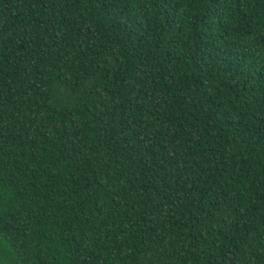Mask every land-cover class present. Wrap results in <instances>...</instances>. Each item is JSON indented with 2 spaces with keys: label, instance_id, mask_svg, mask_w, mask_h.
I'll return each instance as SVG.
<instances>
[{
  "label": "trees",
  "instance_id": "16d2710c",
  "mask_svg": "<svg viewBox=\"0 0 264 264\" xmlns=\"http://www.w3.org/2000/svg\"><path fill=\"white\" fill-rule=\"evenodd\" d=\"M0 264H264V0H0Z\"/></svg>",
  "mask_w": 264,
  "mask_h": 264
}]
</instances>
